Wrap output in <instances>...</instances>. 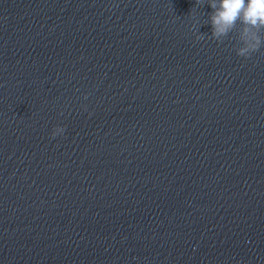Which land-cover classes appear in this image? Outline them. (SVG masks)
<instances>
[{
	"label": "water",
	"instance_id": "95a60500",
	"mask_svg": "<svg viewBox=\"0 0 264 264\" xmlns=\"http://www.w3.org/2000/svg\"><path fill=\"white\" fill-rule=\"evenodd\" d=\"M202 3L0 0V264H264V48Z\"/></svg>",
	"mask_w": 264,
	"mask_h": 264
},
{
	"label": "clouds",
	"instance_id": "9594fccd",
	"mask_svg": "<svg viewBox=\"0 0 264 264\" xmlns=\"http://www.w3.org/2000/svg\"><path fill=\"white\" fill-rule=\"evenodd\" d=\"M197 3H202V0H197ZM207 3L213 9L207 20L212 26L208 39L223 44L231 33H236L235 39L240 45L236 53L245 59L264 48V0H207ZM205 37L206 34L199 32L196 39L201 41ZM66 131V126H56L51 137L63 136Z\"/></svg>",
	"mask_w": 264,
	"mask_h": 264
}]
</instances>
